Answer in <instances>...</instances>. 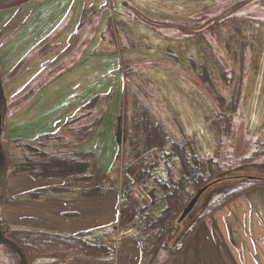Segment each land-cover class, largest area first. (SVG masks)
Masks as SVG:
<instances>
[{
    "label": "rangeland",
    "instance_id": "1",
    "mask_svg": "<svg viewBox=\"0 0 264 264\" xmlns=\"http://www.w3.org/2000/svg\"><path fill=\"white\" fill-rule=\"evenodd\" d=\"M24 1L32 0H0L2 43L12 36L0 53L2 63L6 61L11 63L12 45L13 49H16L13 54L14 60L21 58L24 63L29 62L28 59L32 55L29 58L28 55L34 51L38 52L39 47L47 40L43 38L37 46L41 36L50 34L57 25L61 17L58 10L63 11L65 8L64 3L63 7L57 5V12L52 14V3H47L67 0H45L40 4L37 2L42 0L32 1L29 6L27 5L26 19L24 20V11L20 10L15 21H12V11L9 9L16 2L22 8ZM109 2L112 5L119 2L121 5L116 6L117 10L114 6L113 11L110 8L109 12L112 13L106 21L99 20L101 17L99 14L104 7L105 9L111 7L107 3L103 8L93 4L85 5L84 8L72 4L71 17L76 12L80 14L83 12L85 15L78 21L76 28L78 33L72 44H76L75 55H70L64 61V67L67 63L70 64L63 74L58 75L52 72L53 69L46 72V64L43 67L45 73L39 76L41 83L37 86L32 85L33 90L23 94L21 89L24 87L25 92L28 86L5 84L0 79L2 117L0 238L5 239L4 241L0 239V264H32L41 260L35 258L34 251L28 250L16 235V232L22 229L21 212L19 209L12 210L15 205L19 207L24 199V191H21L24 189L21 188L24 186L22 184L24 176L18 177L14 173L20 166H24L25 154L31 157L32 152H37L41 148L35 141L28 142L33 145L30 148L24 146V137L31 136V132L24 136V105L39 93L46 96L50 92H55L53 100L57 99L56 106L52 109L54 113H59L50 117L52 123L58 119L63 123L65 113L73 109L72 104L65 100L64 94L69 96L72 90L86 86L84 96L95 95L96 98L98 95L99 97L108 95L100 97L101 101L96 98L93 108L87 104L83 109H79L76 115L67 119L66 124L72 126L75 124L72 129H76V126L89 123L91 114L99 115L106 110L101 124L87 144L92 147L91 151L99 161L97 162L102 165L99 167L106 170L105 172L114 165L111 174L117 176L119 181H114L113 177L110 181L106 179L99 190L102 193L112 190L120 201L122 196L124 201L126 195L128 199L136 196L140 205L150 203L153 199L157 201L163 199L159 192L160 186L153 178L149 181V187L124 180L122 188L121 182L123 178L121 170L131 160L129 157L131 145L133 142L142 144L145 135L148 132L151 134L154 121L167 129L165 130L168 139L170 137L171 140L191 144L204 159L214 157L218 160L222 167L219 177H227L212 186L201 197L196 207L198 212L201 211L199 215L209 211L211 206L209 204L223 189L236 182L248 181L251 176L264 177V0H109ZM96 31L112 44L111 46L107 41V47H110L107 49L118 48L123 54L120 58L122 68L125 69L126 65H129L127 71L129 79L124 84H121L122 78L111 77L112 73L119 72V68L113 67L112 70L104 66V61L99 62L95 56L92 58L93 52L90 50L94 51V48L88 45L89 41L87 45L90 48L85 53L84 43L90 35L96 34ZM31 36L32 40L28 44ZM81 44L84 45L80 46ZM47 45L48 49L45 51L51 52V56L55 55V50L58 49L54 47L56 45L53 47ZM82 59H87L90 63L82 66ZM116 61L119 62V59L116 58ZM51 82L60 85L58 92L53 89L55 85H49ZM62 88L67 90V93L62 92ZM62 100L65 102L62 103ZM106 100L109 101L108 108L105 106ZM63 106L67 109L60 111ZM117 117H120L122 127L123 141L120 144L116 140L119 125ZM146 118L144 126L143 121ZM33 129H35L33 126L30 127L31 131ZM57 134L51 132L48 136ZM78 138L77 135L76 140ZM45 141L52 144L51 147L56 152L70 147V144L57 139L50 140L47 137ZM162 152L163 150L155 148L146 153L149 160L158 162L156 160L158 158L154 156ZM158 163L154 174L164 180L168 176L164 170L165 160ZM95 171V176L98 177L99 168ZM172 172L177 177L178 172L175 168ZM116 184L119 185L118 188L115 187ZM135 185L139 186L137 193L134 192L137 188ZM153 191L156 192V196ZM159 206L160 201L157 204L151 203L148 209L138 216L136 225L129 227L132 228L136 241L132 242L126 238L118 242L116 260L120 264L174 262L171 258L178 253L173 252L179 247L182 236L192 229L195 219L189 218L181 223L178 222L179 218H176L177 220L167 230H162L157 236L147 239L145 234L148 231L143 228L141 220L156 216ZM90 214L92 221L87 230L88 235L84 234L90 241L96 240V233L102 230L110 232L117 225L115 220L107 226L97 227L96 213L92 211ZM125 228L123 227L121 231L123 232ZM68 261L54 260L56 264H66Z\"/></svg>",
    "mask_w": 264,
    "mask_h": 264
},
{
    "label": "crops",
    "instance_id": "2",
    "mask_svg": "<svg viewBox=\"0 0 264 264\" xmlns=\"http://www.w3.org/2000/svg\"><path fill=\"white\" fill-rule=\"evenodd\" d=\"M32 1H24L22 8L17 2L13 3V6L9 9V11H12V21H15L20 10L24 11L25 20L27 5ZM43 1L45 0L37 2V4H40ZM101 1L102 0H67L60 3L57 1L47 3H52V14L57 12V5L63 7V3L65 4L63 11L61 9L58 10L61 17L58 19L59 21L57 25L52 29L50 34L44 35L48 36V38L41 36L37 46L43 38L47 40L39 47L38 52L34 51L33 54L31 53L28 55V58L32 55V57L28 59L29 62L24 63L21 58H17V61L14 60L13 54H15L16 49H13L14 45H12L11 63L7 61L2 63L0 59L1 81L3 80L5 84H24V86H28L25 92L24 87L21 89V93L23 94L30 92L33 90V86H37L41 83L39 76L45 73L43 67H45L46 64V72L53 69L52 72L58 73V75L63 74L67 69L66 67L70 64L67 63L64 67V61H66L70 55H75L74 48L76 47V44H72L75 42V36L78 33L76 29L78 21H81L85 15L83 12L82 14L76 12V14L71 17L72 4L81 5L83 8L85 5L93 4L98 8H103L107 3L108 6L111 7L106 9L104 7V10L101 11L102 13L99 14L101 16L99 20L106 21L109 19L113 11V6L117 10L116 6H120L121 4L118 2L112 5L109 0ZM110 8L112 9L111 13L109 12ZM100 27H102V25H100ZM11 37L12 36L8 37L5 42L2 43V37L0 35V53L10 42ZM31 40L32 36L30 37L28 44H30ZM88 41V45L91 48H94V51L92 49L90 50V52H93L92 58L95 56L99 62L104 61V66L112 70L113 67L119 68V72L112 73L113 75H111V77L122 78L121 84H124L128 79L125 74V69L122 68V60L120 61V58L123 56L120 50L118 48L107 49L110 48L107 47L109 41L104 39L100 32L96 31V34L93 36L90 35L84 43L86 46L85 53L90 48L87 45ZM46 43L52 45L50 47L56 45L54 47L58 49L55 50V55L52 54L51 56V52L45 51L48 49ZM84 44H81L80 46H83ZM110 45L112 46L111 43ZM115 53H117V55ZM99 55H101V57ZM115 57L119 59V62L116 61ZM83 59L81 60L82 66L90 63L87 59ZM38 77L39 79H37ZM58 77L62 78V76ZM51 83L49 85H55L53 89L58 92L60 85L55 82ZM110 86L112 87L113 83H111ZM85 89L86 86L72 90L69 95L70 98L68 94H64L65 100L72 104L73 109H71L70 112L65 113L63 123L61 119H58L53 123L50 120V117L59 113H54L53 111L57 100H53L55 92H50L46 96L39 95V93L36 96L37 98L33 97L28 101L27 104L24 105V136L30 132L31 136L28 138L24 137V139L27 141H34L44 133H58L57 136L62 138L59 139V141H64L65 143L70 144V147L63 149L64 152L60 153V156L66 152H72L73 149L85 152L91 151L92 147L87 144V141H89L95 132L86 140H81L79 138L76 140L77 135L75 133H77L76 130H78L81 125L76 126V129L66 127L67 119L76 115V112L79 109L86 107L94 98L95 95L89 97L84 96ZM62 92L67 93V90L62 88ZM34 102L35 104L33 105ZM63 102L65 101L62 100V103ZM65 107L63 106L60 111L66 110L67 108ZM52 111L53 114H51ZM117 120L118 125L121 123L120 117H117ZM31 121L36 123H31ZM32 126L35 128L33 131L30 130V127ZM74 126L75 124L71 127L73 128ZM32 134H35V136L33 137ZM116 140L118 144L123 141L122 138L118 140L117 135ZM96 153H99L98 150H96ZM94 159L95 163L102 167V165H99L97 158L95 157ZM100 167L99 169L100 171L102 170V172L97 174L98 177L95 176V180L89 172L77 174L75 181H77L78 184L76 185L75 183L73 187L69 186V181L72 180L71 177L60 172L53 173L52 175L39 176L37 178L27 173H14L17 174L16 176L18 177L24 176V182H22L24 186H21V188H24L21 190L24 191V199H22L19 207L16 205L15 207H12V210L19 209V212H21L20 225L22 226V229L67 236L78 234L88 235L87 230L92 221V215L90 214L92 211L96 213L95 226L97 227L107 226L110 222L117 220V225L114 230L110 232L102 230L96 233L95 241L87 239L90 242L98 244L114 242L115 257L113 260H108L107 258L86 260L83 258H74L69 259L66 264H120L118 260H116V247L118 242L126 238L131 239L132 242L136 241L132 228L129 229V227H126V230L124 229L123 232L121 231L123 227L120 225V213L123 196L120 201L112 190H106L105 193H102L99 190L104 185V180L106 179L113 177L114 181H119L117 176L111 174L114 165L108 172H105L106 170ZM121 173L123 175L121 181L122 188L124 180H128L129 182L134 181V178L124 173L123 170H121ZM94 185L96 188H92ZM118 186L119 185L116 184L115 187L118 188ZM136 187L137 188L134 189V192L137 193L139 186ZM153 193L156 196V192L153 191ZM10 194L12 195L11 191ZM119 202L121 204H119ZM157 202L155 203L157 204ZM151 203L152 201L150 203L146 202L142 205L145 206L148 204L150 206ZM114 205H118V207H114ZM40 259L41 260H37L32 264H56L54 262L55 259L52 258ZM171 259L174 262L169 263L168 261L167 264H264V184L252 187L238 198L203 219L191 238L187 240L186 244L181 248L178 254ZM122 264H125V262ZM126 264L129 263L126 262ZM132 264L135 263L133 262Z\"/></svg>",
    "mask_w": 264,
    "mask_h": 264
},
{
    "label": "trees",
    "instance_id": "3",
    "mask_svg": "<svg viewBox=\"0 0 264 264\" xmlns=\"http://www.w3.org/2000/svg\"><path fill=\"white\" fill-rule=\"evenodd\" d=\"M128 67L129 65L125 67L127 79H129L127 74ZM96 98L101 101L99 96ZM96 98L89 103V106H92L91 108L94 107L93 103H95ZM108 99L110 100V98ZM108 104L109 101L106 100L105 106ZM96 114L97 113L91 114L92 117L89 119L90 122L82 124L79 129L76 130L77 133L75 134L78 135L79 139L86 140L94 133L104 118L105 110L99 115ZM146 120L147 118L143 121L144 126L146 125ZM66 125V127L72 129V124ZM151 130L153 131L150 132L151 134L148 132L143 138V141L141 139L142 144L133 142L129 153L131 160L125 164L123 169L124 173L134 178V183L149 187V181L153 178L155 183L160 186L159 192H161L163 199L160 200L158 213L154 217L141 220L143 228L148 231L147 234H145L147 239L157 236L162 230H167L173 222L177 220L176 218H179L184 208L200 188L209 185L207 189L209 190L215 184L227 179V177H219L222 172V167L214 157L204 159L197 153L194 146H191V144L171 140L170 137L168 139L167 131L160 123L154 121ZM48 134L51 133H44L34 140L41 148H39L37 152H32L31 157H27L25 154L24 166H20V168L16 170L17 173L24 171V173L37 178L39 176L52 175L53 173L60 172L71 177L72 180L69 181L70 187H73L75 183L76 185L78 184V182L75 181V177L80 173L89 172L95 180V169L99 168V166L95 163L93 152L73 149L72 152H67L60 156V153L64 152V150L56 152L54 148L52 149V144H48L45 140H47V137L50 140H59L62 138L57 135L48 136ZM167 139L170 140V142ZM28 142L32 141H26L24 139V146L28 148L32 147L33 145ZM155 148L163 150L162 154H155L154 157L158 158L156 159L158 162L160 160H165L166 165L164 170L168 176L164 180L155 176L154 170L157 169L159 163L151 159L149 160L146 153L155 150ZM174 168L178 172L177 177L173 175L172 170ZM260 184H264V177L255 175L251 176L248 181L236 182L230 185L228 188L218 193L217 198L213 199L215 200L214 202L212 200V203L209 204L211 206L208 212H202V214L199 215L201 211L198 212V208L196 209V207L200 198L195 208L181 222L183 223L187 219H192L193 217L195 219L192 229L182 236L179 247L174 250L173 253H178L181 250L191 236L194 228L203 218L230 202L239 194ZM92 188H96V186L94 185ZM156 201V199H153L152 203ZM148 206L149 205H140L135 197L132 196L128 199L126 195L121 205L120 225L122 227H132V225H136L138 216L145 212ZM16 235L21 242H24V246L28 250L34 251L35 258L37 259L52 258L69 260L74 258H107L108 260H113L115 257V245L113 243L98 244L90 242L84 234L67 236L21 229V231L16 232Z\"/></svg>",
    "mask_w": 264,
    "mask_h": 264
},
{
    "label": "water",
    "instance_id": "4",
    "mask_svg": "<svg viewBox=\"0 0 264 264\" xmlns=\"http://www.w3.org/2000/svg\"><path fill=\"white\" fill-rule=\"evenodd\" d=\"M1 131H2V117L0 116V134H1ZM121 132H122V127L119 123L118 131H117L118 140L121 139ZM208 187H209V185L200 188L198 190V192L193 196V198L190 200V202L187 204V206L184 208L182 214L180 215V217L178 219L179 222H182L191 213V211L195 208V206L198 203L201 196L207 191Z\"/></svg>",
    "mask_w": 264,
    "mask_h": 264
},
{
    "label": "flooded vegetation",
    "instance_id": "5",
    "mask_svg": "<svg viewBox=\"0 0 264 264\" xmlns=\"http://www.w3.org/2000/svg\"><path fill=\"white\" fill-rule=\"evenodd\" d=\"M0 239H1V241H4V238L3 237H1Z\"/></svg>",
    "mask_w": 264,
    "mask_h": 264
}]
</instances>
